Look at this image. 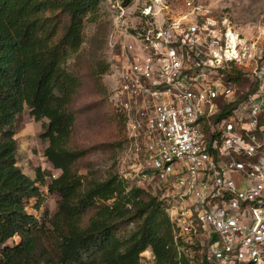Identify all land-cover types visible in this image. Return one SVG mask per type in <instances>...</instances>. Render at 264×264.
Listing matches in <instances>:
<instances>
[{
  "label": "built area",
  "instance_id": "built-area-1",
  "mask_svg": "<svg viewBox=\"0 0 264 264\" xmlns=\"http://www.w3.org/2000/svg\"><path fill=\"white\" fill-rule=\"evenodd\" d=\"M110 12L109 99L142 177L171 200L177 250L196 241L206 264H264V46L198 0H118ZM233 65L250 68L255 91L220 116Z\"/></svg>",
  "mask_w": 264,
  "mask_h": 264
},
{
  "label": "trees",
  "instance_id": "trees-1",
  "mask_svg": "<svg viewBox=\"0 0 264 264\" xmlns=\"http://www.w3.org/2000/svg\"><path fill=\"white\" fill-rule=\"evenodd\" d=\"M103 1L0 0V264H141L147 249L154 264H206L191 263L177 250L163 199L129 185L115 170L97 178L76 168L90 148L71 145L76 113L70 106L80 78L64 63L80 48L85 23L97 19ZM96 63V75L109 67ZM224 80L236 90L233 101L220 99V116L256 87L248 67L233 65ZM24 106L41 121L43 156L60 171L47 184L58 196L56 211H45L42 219L26 203L34 198L39 209L43 195L37 183H44L45 173L37 168L31 178L16 159L14 123Z\"/></svg>",
  "mask_w": 264,
  "mask_h": 264
},
{
  "label": "rangeland",
  "instance_id": "rangeland-1",
  "mask_svg": "<svg viewBox=\"0 0 264 264\" xmlns=\"http://www.w3.org/2000/svg\"><path fill=\"white\" fill-rule=\"evenodd\" d=\"M118 0H106L100 5L97 19L86 22L84 38L77 52L69 55L64 66L80 78L78 87L70 108L76 113V122L73 127L71 145L76 148L88 147L90 151L76 163L80 174L88 170L97 178H104L109 171L115 170L129 185H136L162 198L167 207L171 200L166 196L164 189H159L156 180L142 177L139 171L141 159L136 156L129 146L123 129V118L112 105L109 96L111 84V68L113 58L107 46L111 4ZM170 6H180L184 0H166ZM212 6L218 18L226 19L231 28L244 37L257 39L264 46V0H198ZM109 24V25H108ZM102 60L109 64L101 75L94 74ZM247 84L239 86L244 89ZM16 139V159L19 168L31 178L36 177V169L45 173L44 183L37 185L42 192L43 201L39 209H34L35 199L26 203V208L38 219H42L47 211L51 216L57 208L56 194L47 190V184L52 177L59 174L51 163L43 156L46 142L40 139L43 129L41 121L34 120L29 108L24 106L17 115L14 123ZM130 225L128 229L131 228ZM16 237L9 240L15 242ZM51 245V240H48ZM182 253L185 252L191 263L201 259V250L195 241L191 245H179ZM141 264H154V257L149 249L141 253Z\"/></svg>",
  "mask_w": 264,
  "mask_h": 264
}]
</instances>
